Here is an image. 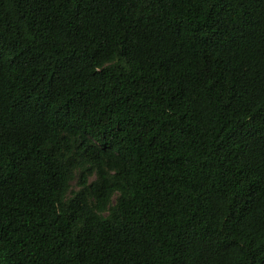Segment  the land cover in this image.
I'll return each instance as SVG.
<instances>
[{
	"label": "trees",
	"instance_id": "obj_1",
	"mask_svg": "<svg viewBox=\"0 0 264 264\" xmlns=\"http://www.w3.org/2000/svg\"><path fill=\"white\" fill-rule=\"evenodd\" d=\"M0 264H264V0H0Z\"/></svg>",
	"mask_w": 264,
	"mask_h": 264
},
{
	"label": "rangeland",
	"instance_id": "obj_2",
	"mask_svg": "<svg viewBox=\"0 0 264 264\" xmlns=\"http://www.w3.org/2000/svg\"><path fill=\"white\" fill-rule=\"evenodd\" d=\"M73 181H74V180H73ZM71 187H72V188H76L74 183L72 184V186H71Z\"/></svg>",
	"mask_w": 264,
	"mask_h": 264
}]
</instances>
